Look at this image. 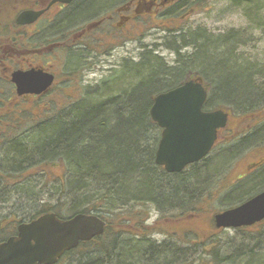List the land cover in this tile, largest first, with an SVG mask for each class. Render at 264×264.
Returning <instances> with one entry per match:
<instances>
[{"label":"trees","instance_id":"trees-1","mask_svg":"<svg viewBox=\"0 0 264 264\" xmlns=\"http://www.w3.org/2000/svg\"><path fill=\"white\" fill-rule=\"evenodd\" d=\"M254 1L257 5L263 2ZM257 14L261 19L260 11ZM259 26L264 28V21ZM192 39L196 46L194 53L179 58L173 68L165 66L163 59L153 51H145L134 70L124 71V81H118L113 75L105 79L104 84L92 88L93 96L68 104L57 114H44L33 129V135L41 134L40 141L31 142L33 135L29 132L25 135L28 130L25 126L0 132L1 149L13 152L10 156L4 154V159L7 157L5 162L0 159V202L5 201L2 204L5 206L12 200L10 198H14L21 204L12 209L13 222L9 223L7 231L0 230V243L15 236L19 224L46 214H55L64 220L79 214H95L107 223L105 233L90 242L81 243L59 263H69L71 256L77 255V264H137L134 258L141 260L142 264H166L154 259V255L161 257L166 254L174 260L172 264H184V258L192 254V246L171 236L158 243L146 226L150 218L143 212L149 197L154 194L152 184L147 181L151 176L149 170L158 173L160 183L157 190L166 195L162 199L166 204L157 211L160 218H165L173 214L177 217L187 215L197 209L204 197H210V169L203 164L181 174H167L155 164L161 130L150 114L154 98L170 89L171 84L177 82L176 85H180L184 71L197 67L198 59L203 62L209 60L213 62L209 77L213 76L216 83L214 95L227 100L213 107L212 94L206 104L207 110L228 111L231 104L233 110L229 111L237 114L264 111V106H260L264 102V77L255 78L257 73L264 76V69H257L243 58H236L232 51L219 53L222 46L227 45L225 42L213 40L211 45L208 38L209 42L198 40L194 35ZM169 41L183 43L179 37ZM169 49L180 55V48ZM210 50H213V59L208 56ZM184 58L190 60L186 65L181 61ZM133 71L135 73L132 74ZM101 91L105 93L103 96ZM58 114L66 116L58 117ZM263 130L264 125L254 132L264 133ZM43 134L49 138H44ZM29 142L36 144L32 153L25 149ZM253 144L235 145L233 149H239L234 152V158L239 150L250 149ZM31 156L36 159L30 160ZM220 160L219 164L226 169L225 160ZM3 163L7 164L5 168ZM53 169L59 175L52 181L48 174ZM39 175H45L43 184L36 180ZM51 184H55L56 191L49 196L47 194L51 191L47 189ZM255 195L233 200L228 209L242 205ZM233 231L238 237L236 240L228 239L226 252L222 251L218 238L223 231L209 237L207 244L200 243L205 247L203 254L208 264H241L245 257L250 260L245 264H264V222ZM171 247L177 252L171 253Z\"/></svg>","mask_w":264,"mask_h":264},{"label":"flooded vegetation","instance_id":"flooded-vegetation-1","mask_svg":"<svg viewBox=\"0 0 264 264\" xmlns=\"http://www.w3.org/2000/svg\"><path fill=\"white\" fill-rule=\"evenodd\" d=\"M53 1L0 0V132L23 127L26 124L23 116L29 111L36 120L46 113L57 114L68 105L59 104V98H76L79 91L104 84V80L113 75L120 81L123 67L128 65L132 70L137 66V55L130 47L144 35L164 34L161 38L163 41L179 37L183 41L179 53L183 51V55L178 57L192 55L186 51H195L196 46L191 40H185L190 35L209 32L193 20L211 13L217 3L216 0H75L70 4H52ZM229 2L226 0L225 3L243 8L250 15L261 5L260 14L264 18V0L258 5L254 0ZM40 11L44 13L34 21L23 19L21 23L18 22L24 13ZM254 13L255 18H260L257 12ZM15 72L32 76L40 73L53 79L39 93L19 95L12 81ZM98 72L102 79L93 83L89 77ZM184 74L180 85L165 92L202 79L209 96V87L197 68L185 70ZM260 106H264L263 101ZM215 110H207L206 106L203 108L204 112ZM224 112L228 114V123L218 130L217 140L209 155L188 166L185 172L193 166L209 162L210 186L213 188L215 156L225 160L227 173L224 178H230L229 186L241 182L253 183L258 184L260 188L257 190L263 192L264 183L255 179L264 175V133L256 134L254 131L264 125V111L254 110L243 114ZM246 123L248 125L245 127ZM246 143L254 144L250 149L239 150L236 158L245 156L247 163L242 171L231 177L228 167L234 152L239 149L233 148ZM159 167L169 174L165 167ZM211 236L212 233L209 234Z\"/></svg>","mask_w":264,"mask_h":264},{"label":"water","instance_id":"water-1","mask_svg":"<svg viewBox=\"0 0 264 264\" xmlns=\"http://www.w3.org/2000/svg\"><path fill=\"white\" fill-rule=\"evenodd\" d=\"M75 0H54L70 4ZM51 4V5H52ZM44 11L24 13L18 20H36ZM53 77L15 72L12 81L19 95L39 93ZM39 87V88H38ZM38 89L31 90L30 89ZM35 91V92H34ZM208 93L203 80L191 81L155 97L152 120L163 130L155 162L170 174L205 159L217 140L218 130L226 127L228 114L223 110L204 112ZM264 221V191L242 205L215 216L217 229H240ZM106 223L97 215L79 214L62 220L55 214L43 215L22 223L18 234L0 243V264H57L65 253L105 232Z\"/></svg>","mask_w":264,"mask_h":264},{"label":"rangeland","instance_id":"rangeland-1","mask_svg":"<svg viewBox=\"0 0 264 264\" xmlns=\"http://www.w3.org/2000/svg\"><path fill=\"white\" fill-rule=\"evenodd\" d=\"M216 2H217L216 7H213V11H211V13L209 14L205 13L202 16L196 17V19L193 20L194 22L197 23V25H200L201 27L205 28L210 33L209 32H207V34L201 33L199 35H194V37L197 38L198 40L205 39L206 42H209L207 40L208 38L210 40V43H212L211 45H213V40L217 42L220 41L225 42L224 44L227 45L222 46L223 49H220L219 53H221L222 51L225 53H229L230 51H232L236 58H243L248 64L250 63L252 66H256L257 69H264V28H261L259 26L260 22L264 21V18L261 17V19L260 18L255 19L256 16L255 13H251V15L246 14L243 8H236L232 5H227L225 3L226 0H216ZM227 2H229V0H227ZM250 23L257 24V27H255L254 24H250ZM164 36H165L164 34L144 35L142 39H138L137 43L131 45L130 47L131 50L137 55V64L140 62V57L143 52L153 51L154 55H157L161 59H163L162 62L164 63L165 66L169 68H173L174 66H176V63L179 61L178 60L179 57L176 54V52L170 50L169 48L177 50L178 48H180L181 42L177 41L175 44L174 42L169 40L165 42L161 40V38ZM190 36L185 40V42L188 40H191L192 42V40H194L192 39L193 35ZM202 43L203 41L201 42V45ZM186 52H188L187 54L194 53L192 49ZM180 55L181 56L183 55V51L182 53H180ZM208 56H211V59H213V50L208 51ZM181 61L184 62V65H186L187 61L190 60L184 58L181 59ZM200 62L203 65H201ZM200 62L197 63L198 66L196 65L197 67H199L197 68V71L201 73L204 82L209 87V100L211 99V96L213 94V101H214L213 107H214V104H217L227 99L225 97H217L216 94L214 95L216 83L213 80V76H211L212 75L211 71H209V70H213V65H210V62L209 63L205 61L204 62L200 61ZM133 73L135 72L133 71L132 74ZM209 74H211L210 75L211 78L209 77ZM262 74L264 75V72H262ZM255 75H256L255 78L264 77L258 73ZM89 78L93 83H95V81L102 79L101 74L99 72L93 74ZM121 80L124 81V79ZM176 83L171 84L170 87L175 86ZM92 91H93L92 89L79 91L77 94L78 96L76 98H67L63 100L62 98H59L58 103L60 104L62 102L71 105L73 103H76L77 101L84 100L85 97L93 96L91 95L93 94ZM104 94L105 93L101 91V95L103 96ZM228 109L233 110L231 104L228 107ZM34 113H36V110H34ZM64 116L66 115L58 114V117H64ZM23 118L26 122L24 126L26 129H28L25 132V135L27 134V132H29V135H33L35 133L33 129L36 128L35 125L38 123V120H36L35 116L31 114L30 111L24 114ZM247 125L248 123L245 124V127ZM37 135L38 134L32 136L31 142L36 141L33 138H35ZM35 145H36L35 143L29 142L27 143L25 149H27L28 152L32 153V150L35 147ZM5 153H7L6 148L1 149L0 147V159H2L4 162L7 159V157H5L4 159ZM11 154L13 155V152L9 151L7 153V156H10ZM245 158H246L245 156H242L238 158L235 157L232 159V162L229 164L230 166L228 167V170H231L229 172L231 177L232 175L234 176L235 173L242 171L244 169V166L246 165L248 160ZM219 163H221L220 158L213 156L214 186L213 188L210 187V190H208L212 195L210 194V197H206V198L204 197L195 211L185 215V217L184 216L177 217L175 216V214H173L172 217L167 215L165 218H160V214L156 211H152V210L150 211V215H149L150 222H148L146 226L150 229L152 234L151 237L154 240L160 243L163 242L164 238H166L167 236H171L172 238H176L178 241L180 240L184 241L185 245L192 246L193 249L192 254L187 258H184L185 259L184 264H208L207 261L208 259L203 254V250H205V247L200 246V243L204 242L207 244L209 241V234L210 233H212V235L217 234L218 230H216L214 226L215 216L219 213H222L223 211L228 210V207H231V205L229 204L233 200L237 198L240 199L241 196H245L244 198H246L249 196H253L255 194L257 195L262 191V190L261 191L257 190V188H260L258 187L259 186L258 184L247 183V182H241L239 184H235L234 186L233 185L229 186L231 185V182L229 181L230 178L229 179L224 178L226 177L227 172L225 167ZM3 165L5 168V165L7 164L3 163ZM207 165H209V162L205 163L203 167ZM48 175H49L48 177L52 178L51 180L53 181L54 178L58 177L59 174H57V171L53 169V172H50ZM36 177H37L36 179L37 182L43 184L42 182L44 181L45 175L44 177L43 175H39ZM255 180L257 181L258 178ZM223 181L224 183L222 184ZM260 181H262L261 184H263L264 178H262ZM52 187L54 189L51 190ZM47 190L51 191V193L47 195L52 196L56 191L55 184H51ZM247 193H249L248 196ZM10 199L12 200L6 203L5 206L2 205L5 201L1 200L2 203L0 202V227L2 226V229L0 230L3 232L7 231L6 229L9 227V223L13 222L12 209L18 208V205H21L18 200H14V198H10ZM4 200H6V198H4ZM21 212L18 213L20 214ZM185 235H188L189 237H185ZM236 235L237 233L235 231L227 230V231H223L222 234L218 236V238L221 241L220 246L222 251L224 252L227 251L228 242H229L228 239L231 238V240H236L238 237ZM241 237L242 235L239 236V240L241 239ZM208 247L209 246H207V248ZM245 250L246 248L244 249V253H246ZM201 254H202V259H201ZM71 257L72 258L68 260L69 263H65V264H77V255H73ZM134 257L135 256H133V258ZM249 261H250L249 258L245 257V259L242 261L241 264L248 263ZM134 262L137 264L139 263L142 264L141 260L139 261V259L137 258H134ZM59 264H64V262H61Z\"/></svg>","mask_w":264,"mask_h":264},{"label":"bare ground","instance_id":"bare-ground-1","mask_svg":"<svg viewBox=\"0 0 264 264\" xmlns=\"http://www.w3.org/2000/svg\"><path fill=\"white\" fill-rule=\"evenodd\" d=\"M240 2H242L243 0H239ZM262 8H263V6H261V5H259V6H257L254 10H253V13L254 12H258V11H260V10H262ZM257 18H259V17H257ZM195 62V61H194ZM198 62H200L199 61V59H198V61H197V63ZM206 62L207 63H209L210 62V65H212L213 64V62L212 61H209V60H206ZM197 63H196V65H197ZM201 64V63H200ZM209 65V66H210ZM198 66V65H197ZM195 68H199V67H195ZM127 71V70H131V68H130V66H128V65H126L125 67H123L122 68V70H121V74H120V77H119V79L121 80V79H123L124 78V76H125V73H124V71ZM123 73H124V75H123ZM44 138L45 137H47V138H49V136L46 134H43L42 135ZM34 140H36V141H40L41 139H42V137H41V134H39V135H37L35 138H33ZM34 156H31V158H30V160H34V159H36V158H33ZM155 164H156V162H155ZM157 165V164H156ZM158 166V165H157ZM149 174L151 175V176H149L148 178H147V181L149 182V183H151L152 184V188H153V192H154V194H153V196L152 197H149L150 199V201L146 204V208H145V210H144V212H143V215L144 214H148V215H150V211L152 210V211H158V209H160L161 208V205L162 204H166L162 199L166 196L163 192H162V190H157V187H158V189H159V183H160V179H158V176H157V172L155 171V170H149ZM148 176V175H147ZM82 186H84V185H82ZM81 186V187H82ZM81 187H79V188H81ZM106 223V222H105ZM106 227H107V223H106ZM106 227H105V231H106ZM105 233V232H104ZM143 247L145 248V245H143ZM170 250H171V253H175V252H177V250H176V248H173V247H171L170 248ZM170 253V252H169ZM165 256H161V257H157L156 255H154V259L156 260V262H159V263H162V262H164L165 261V263L166 264H172V262H174V260H171V258L169 257L168 258V256L166 257V254H164ZM156 256V257H155Z\"/></svg>","mask_w":264,"mask_h":264}]
</instances>
